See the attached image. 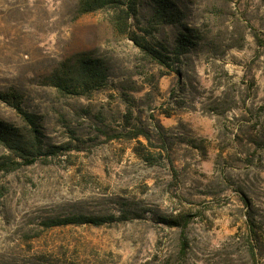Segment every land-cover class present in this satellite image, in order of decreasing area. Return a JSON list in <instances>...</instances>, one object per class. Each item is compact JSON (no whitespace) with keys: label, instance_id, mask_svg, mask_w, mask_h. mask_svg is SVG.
I'll list each match as a JSON object with an SVG mask.
<instances>
[{"label":"rangeland","instance_id":"374dc122","mask_svg":"<svg viewBox=\"0 0 264 264\" xmlns=\"http://www.w3.org/2000/svg\"><path fill=\"white\" fill-rule=\"evenodd\" d=\"M151 1L120 32L110 6L0 0V93L35 126L1 96L0 120L40 141L31 163L0 142V264H264V0H179L200 39L177 54L187 31L151 26ZM83 57L105 85L61 94L52 73ZM72 215L107 220L54 224Z\"/></svg>","mask_w":264,"mask_h":264},{"label":"trees","instance_id":"16d2710c","mask_svg":"<svg viewBox=\"0 0 264 264\" xmlns=\"http://www.w3.org/2000/svg\"><path fill=\"white\" fill-rule=\"evenodd\" d=\"M141 0H81L83 10L88 12L102 7L110 6L112 8L111 22L120 32H126L128 19L137 16ZM151 19L149 24H179L183 30L179 29L177 37L173 41L174 53L185 51L199 42L196 35V28L188 24H182L180 17L179 0H152L151 1ZM146 35H140L135 31L129 33V39L139 48V51L149 59L161 66H170L168 63L171 45L163 39L152 35L146 31ZM151 34V35H150ZM108 67L97 58L83 57L73 63H62V69L55 70L51 77V84L65 95H85L95 90L101 89L107 80ZM1 98L8 100L9 104L22 115V118L29 124L35 126L32 114L27 113L16 100L15 91L0 93ZM13 100V101H12ZM36 128V127H34ZM36 132V129H33ZM137 137V135H135ZM146 139L149 137L146 135ZM0 142L10 149L18 157L23 158L25 163H31L39 151L40 144L37 134L32 138L26 137L20 133L18 127L5 123L0 120ZM111 218V217H110ZM107 220L106 216H85L72 215L64 219H57L55 225L60 224H81L90 223L94 225L102 224Z\"/></svg>","mask_w":264,"mask_h":264}]
</instances>
